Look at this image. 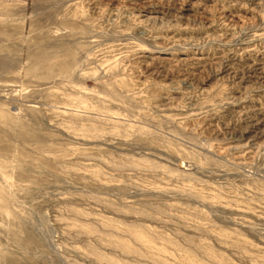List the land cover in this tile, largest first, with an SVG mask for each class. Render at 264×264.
Masks as SVG:
<instances>
[{
	"label": "rangeland",
	"instance_id": "obj_1",
	"mask_svg": "<svg viewBox=\"0 0 264 264\" xmlns=\"http://www.w3.org/2000/svg\"><path fill=\"white\" fill-rule=\"evenodd\" d=\"M0 264H264V0H0Z\"/></svg>",
	"mask_w": 264,
	"mask_h": 264
},
{
	"label": "bare ground",
	"instance_id": "obj_2",
	"mask_svg": "<svg viewBox=\"0 0 264 264\" xmlns=\"http://www.w3.org/2000/svg\"><path fill=\"white\" fill-rule=\"evenodd\" d=\"M93 115V114H92Z\"/></svg>",
	"mask_w": 264,
	"mask_h": 264
}]
</instances>
